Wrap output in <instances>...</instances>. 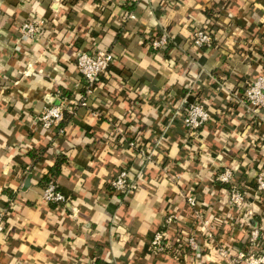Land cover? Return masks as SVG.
<instances>
[{
	"label": "crops",
	"instance_id": "crops-1",
	"mask_svg": "<svg viewBox=\"0 0 264 264\" xmlns=\"http://www.w3.org/2000/svg\"><path fill=\"white\" fill-rule=\"evenodd\" d=\"M30 20L37 35L24 41ZM205 26L214 43L200 51L191 37ZM165 31L168 46L153 51ZM98 50L116 63L81 107L87 82L77 54ZM262 73L264 0H0V212L14 202L0 264H231L254 228L264 255L256 190L264 110L253 115L237 101ZM185 99L212 118L197 136L184 126ZM53 106L64 109L63 134L37 123ZM60 161L55 182L65 201L44 203L53 182L43 180ZM124 169L135 186L127 196L111 186ZM227 169L247 194L242 211L231 207L230 187L216 183ZM170 215L178 220L166 226ZM161 231L170 240L197 234L200 250L157 255L151 243Z\"/></svg>",
	"mask_w": 264,
	"mask_h": 264
},
{
	"label": "built area",
	"instance_id": "built-area-1",
	"mask_svg": "<svg viewBox=\"0 0 264 264\" xmlns=\"http://www.w3.org/2000/svg\"><path fill=\"white\" fill-rule=\"evenodd\" d=\"M141 1V0H135ZM162 3H171L173 0H159ZM130 19L135 17L130 16ZM37 22L27 21L20 29V36L22 40L29 41L35 38L37 35ZM169 33L164 32L160 37L155 38L150 43V48L153 51H160L169 44ZM192 44L197 50H203L213 46L214 38L213 33L209 27H202L194 31L191 37ZM116 58L113 53L103 50L86 52L81 51L77 54L76 66L81 76L87 82L86 93L81 100L79 106H87V96L92 94L96 88L98 81L103 76L107 75L110 69L115 65ZM241 106L247 108V110L255 115L258 111L264 110V73L257 76L251 81L242 97L237 99ZM185 103L188 105L184 115V126L187 132L191 136H197L199 132L207 126L212 118L209 110L201 102H194L188 104L185 99ZM64 121V109L62 106L48 107L44 112L38 116L37 123L46 131L54 132L58 130L60 134L64 133V129L61 128V124ZM130 149L139 150L140 154L147 160L152 159V155L143 151L141 145L135 141H127ZM216 183L230 187V205L237 211H242L247 203V194L244 192V188L236 182L233 172L229 169L217 176ZM112 189L117 194L130 193V190H134L135 186L130 178V173L127 169L122 170L114 181L111 183ZM256 190L264 197V175L257 177ZM187 205L192 210L193 218L201 217L199 213V203L194 195L186 197ZM65 201V197L58 191L56 184H50L43 195L44 203H62ZM14 207V202L9 203V209ZM3 210L0 212V234L4 230V222L9 216L10 212ZM252 216V213H248V217ZM178 220L176 215H170L166 219V226H172ZM209 222L203 223V232L207 233ZM191 231V230H190ZM206 231V232H205ZM262 235L260 229L254 228L249 234V245L247 252H241L233 256L229 260L231 264H264V255L258 253L259 241ZM200 243L197 234L182 233L175 240L167 238L166 233L163 231L157 232L151 243L152 251L157 255L175 254L177 252L178 258L185 257L187 249L193 252L200 250ZM222 256L229 257V252H222Z\"/></svg>",
	"mask_w": 264,
	"mask_h": 264
},
{
	"label": "trees",
	"instance_id": "trees-1",
	"mask_svg": "<svg viewBox=\"0 0 264 264\" xmlns=\"http://www.w3.org/2000/svg\"><path fill=\"white\" fill-rule=\"evenodd\" d=\"M101 78L99 79L98 83L100 82ZM196 102H200V101H196ZM63 161H60V162H57L54 166V169L52 170V173L50 176L48 177H45L44 178V183L45 184H48L50 182V180H52L53 184H56L55 180L57 178H59L60 174H61V168L63 166ZM130 191H133V190H130ZM130 193H124V194H120L121 196H127V195H130ZM175 255H177V252L175 253Z\"/></svg>",
	"mask_w": 264,
	"mask_h": 264
}]
</instances>
